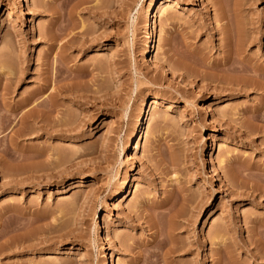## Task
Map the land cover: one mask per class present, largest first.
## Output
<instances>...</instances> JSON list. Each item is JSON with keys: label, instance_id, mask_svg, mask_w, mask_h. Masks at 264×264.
<instances>
[{"label": "rangeland", "instance_id": "obj_1", "mask_svg": "<svg viewBox=\"0 0 264 264\" xmlns=\"http://www.w3.org/2000/svg\"><path fill=\"white\" fill-rule=\"evenodd\" d=\"M152 1L0 0V264H264V0Z\"/></svg>", "mask_w": 264, "mask_h": 264}, {"label": "bare ground", "instance_id": "obj_2", "mask_svg": "<svg viewBox=\"0 0 264 264\" xmlns=\"http://www.w3.org/2000/svg\"><path fill=\"white\" fill-rule=\"evenodd\" d=\"M21 2H23V0H21ZM160 0H153L151 2V5L152 6H157L159 4ZM218 2V0H217ZM220 2V1H219ZM221 5V4H220ZM221 12L222 13V18H228V15H225V13L223 12V7L222 6H219ZM155 9V8H154ZM154 9H152L150 12L148 11L147 13V21L149 22V34H150V37H151V41L148 45V50H147V53L148 55H151L154 51H155V48H156V44H157V38H156V32H157V28L155 27V25L153 24V17L155 15H157L158 13H161L162 12V9L160 7H157L156 10H157V13L155 15H153V12H154ZM234 11L236 12V10L239 9L238 5L235 4L234 7H233ZM234 28H235V32H234V35H235V46H233V42L234 40L231 39L232 37H229V42H228V46H230V44L232 45V47H229L227 48V51L224 55V57L222 58L223 60L219 61L218 63H215V69H218V68H222V70L225 68L228 69V70H231L232 72H230L229 74L231 75H228L229 76H232V75H237L238 76H241L243 75V72H249V70H251V67H249V65H247V63L244 61L246 60L245 59V55H243V53H241L243 50V45H247V43L249 42H252L253 40L251 39V35L246 32V29L244 27V24L243 22L240 20V19H236L235 20V23H234ZM232 34V33H231ZM52 37V38H51ZM49 35V38L53 40L54 37ZM234 38V37H233ZM49 39V40H50ZM254 39V38H253ZM233 40V42H232ZM252 40V41H251ZM233 47H235L233 49ZM242 54V55H241ZM186 61V60H185ZM184 63V62H183ZM214 65V64H213ZM224 67V68H223ZM219 71V70H218ZM221 71V70H220ZM252 71V70H251ZM241 73V75H240ZM215 73H214V77H215ZM233 77V76H232ZM225 76L222 75V73H218L216 75V80L218 79L219 81L221 80H225ZM230 79V77H229ZM159 98L157 96H153V97H150L149 100H147L145 103H144V106L142 107V111L140 113V116L138 118V124H137V128L135 129V132L133 133V135L131 136V141H135V139L139 136V135H145L147 133V130H148V119H149V112H150V109L152 107L153 104H157L159 103ZM105 122H108V121H105ZM136 147H137V144H136ZM173 160H176V156L174 155L173 157ZM131 179H126L125 180V184H128L130 183ZM166 203V202H165ZM165 203H163V206H165ZM162 206V207H163ZM161 207V206H160ZM161 207V208H162ZM173 211V209H172ZM185 211V210H184ZM159 218L161 217V219H165V222L167 223L166 225L163 224V226L165 225L166 228L163 229L165 232L163 233V236L165 237V239L161 240L159 243H161L162 241H164L165 243L166 242H169L172 244L171 248H176L177 247V244L174 243V237H175V234L174 233V226L178 224V217L182 216L183 218L185 217V213L182 211L181 213V210L179 212H174L172 213L170 208H166L163 207L159 213ZM187 214V213H186ZM157 216V215H156ZM181 217V218H182ZM186 218V217H185ZM162 221V220H161ZM159 223V222H157ZM162 226V225H161ZM160 227V226H158ZM161 228V227H160ZM161 231V230H160ZM159 232V231H158ZM161 233V232H160ZM159 233V234H160ZM161 238V237H160ZM161 243V244H165V243ZM160 244V245H161ZM167 244V243H166ZM170 244V245H171ZM127 246V245H126ZM130 247V246H128ZM158 247V246H157ZM114 260L112 259L110 261V263L113 264ZM153 263V262H152ZM156 264V263H155Z\"/></svg>", "mask_w": 264, "mask_h": 264}]
</instances>
